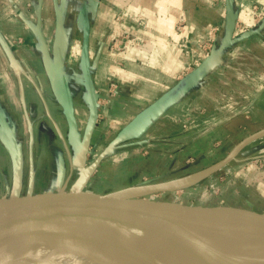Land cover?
Returning a JSON list of instances; mask_svg holds the SVG:
<instances>
[{"label":"crops","instance_id":"crops-1","mask_svg":"<svg viewBox=\"0 0 264 264\" xmlns=\"http://www.w3.org/2000/svg\"><path fill=\"white\" fill-rule=\"evenodd\" d=\"M81 9L99 95L84 158L79 145L89 104ZM124 32L135 46L113 53ZM0 35L5 188L14 185L18 159L22 172L27 162L29 185L27 119L33 188L77 183L96 193L183 178L264 129V0H0ZM262 140L245 146L220 170L218 182L209 181L219 187L223 203L203 190L196 193L201 183L182 192V203L197 199L208 210L244 208L264 215Z\"/></svg>","mask_w":264,"mask_h":264},{"label":"water","instance_id":"water-1","mask_svg":"<svg viewBox=\"0 0 264 264\" xmlns=\"http://www.w3.org/2000/svg\"><path fill=\"white\" fill-rule=\"evenodd\" d=\"M77 20L82 25L81 65L89 104L79 145L84 158L97 120L99 95L90 74L89 27L84 9ZM234 26L235 22L228 33V44ZM66 116L71 131L78 134L70 105L66 106ZM27 122L30 181L23 191L18 159L14 185L0 195V259L7 249L25 248L91 263L104 259L107 264H264L263 214L244 208L208 210L199 201L193 203L197 199L182 203V192L222 170L248 144L264 138V129L239 141L215 164L183 178L96 193L80 189L77 183L69 189L33 188V139ZM203 192L224 202L216 193ZM168 196H174V200ZM13 233H19L20 238L9 241L6 237ZM113 246L124 248L132 260L120 262Z\"/></svg>","mask_w":264,"mask_h":264},{"label":"bare ground","instance_id":"bare-ground-1","mask_svg":"<svg viewBox=\"0 0 264 264\" xmlns=\"http://www.w3.org/2000/svg\"><path fill=\"white\" fill-rule=\"evenodd\" d=\"M9 241L20 238L19 233H13L6 237ZM4 251L5 254L0 260V264H107L104 259L91 263L90 261H83L76 257L65 255L59 257L58 255H47L44 253L32 252L25 248L11 249ZM113 252L120 258V262L126 263L132 260V255L120 246H113ZM15 260V261H14Z\"/></svg>","mask_w":264,"mask_h":264},{"label":"rangeland","instance_id":"rangeland-1","mask_svg":"<svg viewBox=\"0 0 264 264\" xmlns=\"http://www.w3.org/2000/svg\"><path fill=\"white\" fill-rule=\"evenodd\" d=\"M257 144H260V146H264V140H262L260 143H257ZM27 172L28 171H27V162H26L25 163L24 172H23V184H22V190L23 191L26 189L27 182H28V173ZM222 174H223L222 171H220V172L218 171L217 173L213 174L209 178L205 179L203 182H201L200 187H197L195 189V192L197 193V191L199 192V191H202L203 190V191H207V192H210V193H216V194L219 195V197H220L219 199H222L221 198L222 196L220 195V189H219V187L218 186H213V185L212 186H209V181H212L213 182V180L215 181V179H216V182H218L217 180H219L221 177L222 178L224 177V176H222ZM1 182L2 181L0 180V189H2L0 191V194H2L3 191L5 190V187L2 186ZM37 184H39L38 181H37ZM35 189H37V188H35ZM38 189H40V188H38ZM193 201H194L193 203H197L198 202V200H193ZM188 204L189 203H187V205ZM0 205H1V203H0ZM0 235H2L1 232H0Z\"/></svg>","mask_w":264,"mask_h":264},{"label":"built area","instance_id":"built-area-1","mask_svg":"<svg viewBox=\"0 0 264 264\" xmlns=\"http://www.w3.org/2000/svg\"><path fill=\"white\" fill-rule=\"evenodd\" d=\"M126 35V36H125ZM121 42H114V44L112 45L111 49L113 50V53L116 54H125V48L126 46H130L131 48H133L135 46V41L134 38L132 37V35H130V33L124 32V37L120 40Z\"/></svg>","mask_w":264,"mask_h":264}]
</instances>
